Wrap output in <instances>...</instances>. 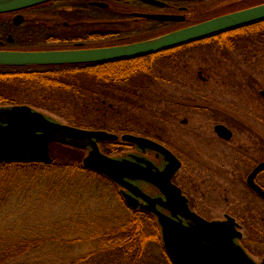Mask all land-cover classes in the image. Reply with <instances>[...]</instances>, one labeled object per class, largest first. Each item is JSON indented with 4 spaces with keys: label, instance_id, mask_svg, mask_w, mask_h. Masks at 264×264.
Masks as SVG:
<instances>
[{
    "label": "flooded vegetation",
    "instance_id": "obj_1",
    "mask_svg": "<svg viewBox=\"0 0 264 264\" xmlns=\"http://www.w3.org/2000/svg\"><path fill=\"white\" fill-rule=\"evenodd\" d=\"M157 1L162 2L164 6H155L143 0H53L25 10L0 14V51L48 53L121 47L149 40L155 35L159 37L252 6L255 7L261 5L263 0ZM248 2H252L253 5H248ZM96 4H102L105 7ZM145 16H170L177 17L178 20H154ZM260 27H263L262 22L241 28V31L244 32L240 34L239 50L237 48L219 49L224 52V57L230 67L227 84L229 88L235 89V94L239 92L237 101L242 107L233 109L230 106L232 105L231 102H228L226 106H221V109L219 104H214L217 105L214 106L209 99L199 97L200 91L195 90V86L191 87L190 84L182 80L175 84L167 83L170 88L176 89V103L171 105L176 111L173 114V120H178L183 115L181 124L182 127H187L190 121L189 115H208L210 120L214 119L213 132L217 140L224 144V164L221 168L208 166L203 170L200 152L196 151L193 161L194 172L198 174L199 180L202 173L206 174V178L200 180V182L203 181V184H199L200 182L195 184L192 192L186 190L185 184L190 179L195 182L194 174L188 173L184 154L171 148L164 140L162 133L145 136L114 132L113 134L119 137L115 141L117 145H130L133 148L132 153H128L126 157H112L106 152L105 154L102 149L103 144L99 143L102 154L115 160L137 163L149 169L146 172L150 176L159 177L154 182L126 181L122 186L114 184L119 188L125 202V195L134 199V203L138 206L136 209L129 207L126 202L132 212L153 219L154 225L160 231L163 248V227L160 224L158 212L169 218L178 227L186 229H193L196 225L195 220L184 216V211H187L188 214L186 215H195L207 223H230L231 220H234L236 230L243 234L241 239L235 241V244L243 248L247 254L249 253L244 245V232L247 229L251 232H258L264 225V197L255 189L256 187L264 192V167L259 169L261 165H264V34L255 32V30H261ZM222 34L218 33L200 41H213ZM224 35L231 37L236 34L231 31ZM127 62L130 60L113 63L32 66L31 69H47L53 73H68L75 79L79 77L86 79L85 81L78 79L70 82L64 81L63 86L104 89L125 87L131 83L127 79L105 81L103 75L107 70H114L123 74L127 66H130ZM237 76L239 77L238 84L235 80ZM198 77L203 83H208V78L204 77L203 70L199 71ZM189 89H193V91ZM84 100L88 104L96 102L89 98ZM249 101L256 102L258 105L248 109L247 103ZM100 102L102 105L111 106L115 103L104 98H101ZM201 102L207 103V105L203 106L200 104ZM16 106H11V108ZM191 111L195 113L190 114ZM46 117L51 122L60 123L50 116ZM3 125L6 126V124ZM218 126H223L230 131L231 138H222L216 132ZM85 130L108 132L96 129ZM124 135L147 138L164 146L175 155L179 167L171 175L168 183L163 182L160 176L169 177L171 167L175 162L170 161L157 151L151 149L144 151L134 144L123 142L122 137ZM193 135L211 150L212 145L202 138L199 128L191 131V136ZM56 145L85 151L88 153L87 156L92 151L90 146L85 148L72 147L60 142L52 143L50 150L52 146ZM220 174L223 175L220 178L224 182L223 192L224 195H227L225 202L229 208L224 211L222 218H213L209 214L214 206L210 203L208 194L204 192V189L205 184H210L212 179H218ZM188 175H191V178H187ZM143 187H148L154 192L145 191ZM132 189H139L147 197V201L131 193L130 190ZM139 190L134 192L140 194ZM230 198L239 199L246 211H242L235 204H232ZM244 214H249L251 217L248 219L241 217ZM171 230L172 227L168 229V231ZM165 253L167 254L166 251ZM249 256L254 260L251 255ZM256 264L259 263L256 262Z\"/></svg>",
    "mask_w": 264,
    "mask_h": 264
},
{
    "label": "rangeland",
    "instance_id": "obj_2",
    "mask_svg": "<svg viewBox=\"0 0 264 264\" xmlns=\"http://www.w3.org/2000/svg\"><path fill=\"white\" fill-rule=\"evenodd\" d=\"M261 3L264 4V1ZM247 4L253 5L252 2ZM260 28L261 30H255V32L264 34V27ZM242 32L244 31L235 33L236 35L229 39H227L228 36L225 37L224 39H227L225 45L220 46V43L215 40L203 43L202 45H206L204 47L198 46L187 49L180 54L179 64L169 65V62L163 60L162 57L157 59L155 71L158 78L163 77L166 82L164 83L165 87L171 94L176 95V89L170 88L167 82L175 84L182 80L190 84L191 87L195 86L194 89L200 91L198 96L209 99L212 101V105L219 104L221 107L231 102L232 105L230 106L233 109L242 107L237 101L239 92L235 94V89L229 88L227 84L230 67L224 57V52L219 50L228 48L239 50V38ZM201 70H203L204 77L208 78V83H203L198 77ZM62 80L66 82V79L62 78ZM69 80L73 81L77 78ZM78 80L85 81L86 79L79 77ZM235 80L238 84L239 77L237 76ZM189 90L193 91V89ZM51 92H53V96L47 98L46 102L42 104L45 108L32 107L36 108L38 112L43 111V114L62 124L73 126L70 123L77 122L82 125L81 127L75 126L78 128L87 129L86 127L89 125L101 124L102 121H105L109 129L106 130L108 132L122 130L120 132L122 134H141L143 129L150 126L152 113L157 116L165 112L169 113V120L161 122L159 124L161 129L159 128L157 131L164 135V140L171 148L184 154L188 173H193L195 180L192 182L190 179L185 184L186 190L189 192H192L195 184L206 178V174L202 173L199 180L198 174L194 172L193 161L197 150L200 152L203 170L208 166L221 168L224 164V144L217 140L213 132L214 119L210 120L208 115H189V125L182 127L183 115L178 120H173L174 112L165 109L166 106L163 104H158L159 92L156 93L157 95H149V99L146 100L148 101L146 103L156 104L153 111L150 108L145 109L144 101L138 100V103L141 104L137 107L127 104L130 111L127 107H123L126 104L116 106L117 109L122 110L120 114L109 113L105 119H101L92 111V108H87V103L74 97L71 91L55 89ZM27 93H31V91H27ZM35 103L39 105L42 101L36 100ZM200 104L207 105V103L202 102ZM255 105L258 104L249 101L247 108H252ZM163 108L167 111H164ZM192 113L195 112L191 111L190 114ZM195 128H199L202 138L212 145L211 150L199 142L195 138L196 136H191V131ZM102 149L104 153L107 150V154L112 157H126L133 150L130 145H107ZM50 154L52 161L54 158L56 162L61 164L76 162L80 157V153L77 151L64 149L60 146L51 150ZM87 154L83 151L82 163ZM9 175L8 178L0 180V234L5 236V242H7L5 247L15 244L14 242H20L18 241L20 236L31 237V242L44 245L45 250L37 249L39 251L30 256V264H71L83 257L86 264H90L89 261H93L95 258L102 263L109 255L116 257V253L106 255L105 252H98L100 244L108 242V237L116 236L122 230L127 229L129 232L133 230L131 228L136 227L141 231L140 243L145 249L140 253L138 259L134 254L126 255V262H137L138 264H169L171 262L165 253L160 231L154 225L153 219L132 212L121 196L119 188L105 176L98 177L91 173L62 170V168L49 170L47 173V171L30 167L21 171H13ZM221 176L223 175L220 174L218 179H212L210 184H205L204 189V192L208 194L210 203L214 206L209 214L213 218H222L224 211L229 208L225 202L227 195H224L223 192L224 182L220 178ZM187 178H191V175H188ZM201 183L203 184V181L199 184ZM143 188L145 191L154 192L148 187ZM230 201L240 210L246 211L239 199L230 198ZM241 217L248 219L251 215L244 214ZM253 217L255 219L254 215ZM243 240L251 257L257 263H263L264 225L258 232H251L247 229L244 232ZM131 246L133 245L131 244ZM94 255H96L94 258H90Z\"/></svg>",
    "mask_w": 264,
    "mask_h": 264
},
{
    "label": "water",
    "instance_id": "obj_3",
    "mask_svg": "<svg viewBox=\"0 0 264 264\" xmlns=\"http://www.w3.org/2000/svg\"><path fill=\"white\" fill-rule=\"evenodd\" d=\"M50 1L53 0H0V14L25 10ZM143 1L155 6H164L157 0ZM96 5L105 7L102 4ZM145 17L163 21L178 20L177 17L170 16ZM261 21H264V4L121 47L48 53L0 51V67H42L131 61ZM216 132L222 138H231L230 131L223 126H218ZM118 139L117 135L108 132L85 130L51 122L45 114L34 111L29 106L0 108V163L16 161L50 164L52 162L50 145L60 142L72 147L90 146L92 151L84 159L83 167L105 176L115 184L122 186L126 181L154 182L159 179L158 176H150L146 172L149 169L137 163L115 160L101 153L99 143L113 142ZM122 140L144 151L146 149L157 151L175 162L168 178L164 175L160 176L163 182L170 181L171 175L179 167L178 160L172 152L140 136L124 135ZM263 167L264 165H261L259 169ZM255 189L264 197L261 189L256 187ZM135 190L139 189H132L130 192L147 201V197L140 190V194L134 192ZM125 196L128 206L136 209L138 206L134 203V199ZM183 213L187 218L195 220V228L178 227L158 212L159 221L163 227L164 248L173 264H256L243 248L235 244V241L241 239L243 234L236 230L234 220L230 223H207L195 215H186L187 211ZM170 227L172 230L168 231Z\"/></svg>",
    "mask_w": 264,
    "mask_h": 264
},
{
    "label": "trees",
    "instance_id": "obj_4",
    "mask_svg": "<svg viewBox=\"0 0 264 264\" xmlns=\"http://www.w3.org/2000/svg\"><path fill=\"white\" fill-rule=\"evenodd\" d=\"M264 1V0H263ZM264 27V21H261ZM238 33L241 32V28H237L235 30L225 31L222 32L221 36L215 38L221 45H225V42L230 37L224 35L228 32ZM158 35H155L157 38ZM155 37H151L150 39H154ZM160 37V36H159ZM213 40V41H215ZM212 40L206 41H194L183 46L175 47L173 49L164 51L162 53L148 56L145 58L131 60L129 63L130 66L124 70L123 74L119 72H115L114 70H107L105 71L104 79L105 81H119L122 79H127L131 81V83L125 87H117V88H72L68 86H63V79H66L67 82H70L69 79L72 78L68 73H53L50 70H37L30 68H10V67H0V107H11L16 105H29V106H38L39 108H45L42 104L46 102L47 98L53 96V92L56 90H63L66 92L71 91L74 97L86 102L84 99L89 98L93 99L96 102L92 104L87 103V108H92V111L96 113L101 119H105L108 117L109 113L112 114H120L122 110L117 109L116 106H121L126 104L123 107H127V104H130L132 107L139 106L138 100L144 101V108H150L153 111L155 103H146L147 99H149V95H157L156 93L159 92V102L158 104H163L166 106L165 109L172 110L176 113L175 109L171 107L176 100V95L171 94L168 92L167 88L165 87V80L163 77H159L155 71V61L162 57L163 60H167L169 65L172 64H179L181 59L180 54L185 52L187 49L192 47L198 46H206L202 45L203 43L209 42ZM210 45V44H208ZM226 48V47H221ZM224 50V49H222ZM122 74V75H121ZM124 76V77H123ZM78 79V78H77ZM171 83V82H167ZM27 91H31V93H27ZM104 98L106 100H111L115 102L112 106L111 105H102L100 99ZM40 100L42 101L41 104L36 105L35 101ZM137 100V102H135ZM157 104V105H158ZM86 105V104H85ZM151 106V107H150ZM128 109V107H127ZM129 110V109H128ZM164 110V108H163ZM130 111V110H129ZM167 111V110H164ZM169 113L166 112L157 116L156 114L152 113L150 115L152 122H150V126L147 129H143V133L140 135H159L161 132L157 130L160 128L161 122L168 121L170 117ZM73 126L81 127L82 125L75 122L70 123ZM94 124V123H93ZM100 125V126H98ZM83 128V127H82ZM87 129H96V130H109L106 126L105 121H102L101 124L89 125L86 127ZM161 129V128H160ZM122 130H111V133H120ZM138 134V133H137ZM107 145H117V142H108L103 144L102 148ZM56 146H52L51 150H54ZM64 149L77 151L80 153V157H78V161L74 162H67V163H58L53 158V161L50 164H39V163H20V162H7V163H0V180L4 178H8L13 171H21L25 168H34L36 170L47 171L61 169L62 170H73V171H82L86 173L94 174L95 176L102 177L101 174L85 169L82 163L83 151L79 149L68 148L65 146H60ZM54 152V151H53ZM106 153L107 150H105ZM13 169V170H12ZM144 216V215H142ZM132 231L127 229L122 230L118 235H114L113 237H108V242H102L99 246L98 252H105L106 255L116 253V257L113 255H109L107 259L100 263L97 258L93 261H89L90 264H138L137 262L127 263L125 258L126 255L134 254L136 255L137 259L141 252L144 251L145 247L142 246L143 244L140 243V234L141 231L139 228H131ZM122 237V238H120ZM31 237H24L20 236L18 241L14 242L15 244L8 245L5 247L7 242H5V236L0 234V264H30V256L36 253L37 249L45 250L44 245L42 246L39 243L38 246L35 244L36 242H31ZM37 239V238H34ZM15 240V238H14ZM160 241V240H159ZM131 244L133 246H131ZM120 254V255H119ZM99 255V254H97ZM96 255L91 256L90 258H94ZM126 256V257H125ZM85 258H81L79 260L74 261L71 264H86ZM171 262H169L170 264ZM88 264V263H87Z\"/></svg>",
    "mask_w": 264,
    "mask_h": 264
}]
</instances>
